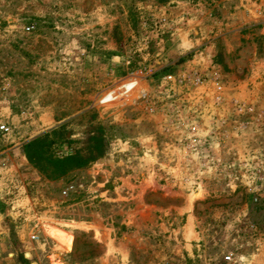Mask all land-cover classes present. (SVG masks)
<instances>
[{
	"label": "rangeland",
	"instance_id": "1",
	"mask_svg": "<svg viewBox=\"0 0 264 264\" xmlns=\"http://www.w3.org/2000/svg\"><path fill=\"white\" fill-rule=\"evenodd\" d=\"M260 8L0 0V264H264Z\"/></svg>",
	"mask_w": 264,
	"mask_h": 264
},
{
	"label": "trees",
	"instance_id": "2",
	"mask_svg": "<svg viewBox=\"0 0 264 264\" xmlns=\"http://www.w3.org/2000/svg\"><path fill=\"white\" fill-rule=\"evenodd\" d=\"M51 133L43 137L33 139L24 145V150L27 159L42 170H47L49 167L54 169L53 172L64 174L73 168H85L91 162L97 160L98 157H82L69 156L65 158H55L48 154L49 148L54 143L50 138ZM100 144L95 143V147Z\"/></svg>",
	"mask_w": 264,
	"mask_h": 264
},
{
	"label": "built area",
	"instance_id": "3",
	"mask_svg": "<svg viewBox=\"0 0 264 264\" xmlns=\"http://www.w3.org/2000/svg\"><path fill=\"white\" fill-rule=\"evenodd\" d=\"M259 13H258V16L259 17H261V16H263L264 15V9H262V8H260L259 10ZM34 29V26L33 25H31V26H28L27 27V31L28 32H31L32 30ZM172 78H173V76H169V79L170 80H172ZM127 84H132L131 85V87H127L126 85ZM125 86H124V94L125 95H127V96H129V95H131V92L136 88V86H137V84L135 83V82H130V83H127ZM222 87L221 86H219L218 88H217V90L220 92V91H222ZM141 93H143V91H141ZM111 95V94H110ZM116 99V97L115 96H113V95H111V98L109 99L110 101H113V100H115ZM0 130L3 132V133H9L10 132V127H8L7 125H2L1 127H0Z\"/></svg>",
	"mask_w": 264,
	"mask_h": 264
}]
</instances>
